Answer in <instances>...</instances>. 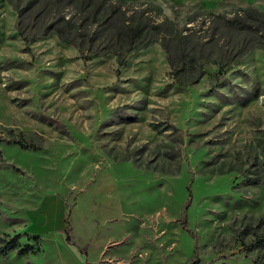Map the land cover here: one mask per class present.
Instances as JSON below:
<instances>
[{
  "label": "rangeland",
  "instance_id": "obj_1",
  "mask_svg": "<svg viewBox=\"0 0 264 264\" xmlns=\"http://www.w3.org/2000/svg\"><path fill=\"white\" fill-rule=\"evenodd\" d=\"M108 1L154 30L118 74L108 37L26 45L13 3L28 35L41 8L0 0V237L40 248L0 264H264V0Z\"/></svg>",
  "mask_w": 264,
  "mask_h": 264
},
{
  "label": "trees",
  "instance_id": "obj_2",
  "mask_svg": "<svg viewBox=\"0 0 264 264\" xmlns=\"http://www.w3.org/2000/svg\"><path fill=\"white\" fill-rule=\"evenodd\" d=\"M62 1L64 0H29V5H33L31 8L37 6L41 8L42 11L41 15L36 14L33 17L35 24L39 23L38 25L40 27L35 33L29 35L24 25L25 17H27L25 11L28 9L22 8L17 2L13 3L18 15L17 29L26 45H29V43L40 36L55 34L61 40L78 46L82 58L84 61H87L105 53V51H102L98 47L93 51V46H91V44L99 40L101 38L100 35L106 36L110 39V43H113V46L118 49L114 51L117 56L118 74L121 66L127 64V59L133 51L140 49V47L147 45L153 40L150 35L154 30L142 15L137 16L136 14H132L126 18V12L122 11L121 6L110 4L108 0H70L78 7V13L81 15V22H79L80 19H76L73 16L66 17L57 15L56 17L50 18L48 11L50 9L53 11L52 7L54 6L59 7ZM250 11L258 14V17H255L256 21L264 23V10L260 11L254 8L250 9ZM228 23L229 29L239 34L244 33V31H247V28L250 27L247 24V20L243 21V19L229 18ZM94 25H96V27ZM90 34L91 38L89 37ZM85 43L89 45L85 46ZM87 50L92 52L88 54ZM187 58L188 56L184 57V54H181L180 61L178 62L172 60L170 57L174 74L176 73V78L181 81V75L198 72V76L188 82L196 83L202 73V69L196 66L195 61L187 60ZM15 138L16 137H14L11 142L21 143L25 147L29 146L23 143L22 136L19 140ZM20 237V234L0 237V253L7 256L11 251L16 250L19 255H26L28 253H36L40 250L39 246L33 244L22 246ZM32 238L38 241L40 236L33 235ZM66 239L69 242L71 241L70 228L66 230ZM250 247H252V250L258 247H264V234L256 238ZM211 263L212 261L196 258L187 264ZM257 263L256 261V264Z\"/></svg>",
  "mask_w": 264,
  "mask_h": 264
}]
</instances>
